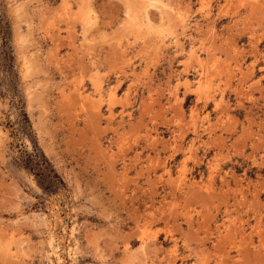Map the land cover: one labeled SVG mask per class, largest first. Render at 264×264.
Returning <instances> with one entry per match:
<instances>
[{
  "label": "rangeland",
  "instance_id": "obj_1",
  "mask_svg": "<svg viewBox=\"0 0 264 264\" xmlns=\"http://www.w3.org/2000/svg\"><path fill=\"white\" fill-rule=\"evenodd\" d=\"M0 133V264H264V0H0Z\"/></svg>",
  "mask_w": 264,
  "mask_h": 264
},
{
  "label": "trees",
  "instance_id": "obj_2",
  "mask_svg": "<svg viewBox=\"0 0 264 264\" xmlns=\"http://www.w3.org/2000/svg\"><path fill=\"white\" fill-rule=\"evenodd\" d=\"M24 117H26V115H24ZM25 119H26V118H25ZM26 122H27V119H26ZM36 176H39V174L37 173ZM42 176H43V175H40L39 183H41V185L44 186V184L41 182V180H42ZM48 182H49V181H48ZM49 183H50L49 186H53V184H54L53 181H51V182H49ZM45 188H46V187H45ZM49 190H51V189H49Z\"/></svg>",
  "mask_w": 264,
  "mask_h": 264
},
{
  "label": "bare ground",
  "instance_id": "obj_3",
  "mask_svg": "<svg viewBox=\"0 0 264 264\" xmlns=\"http://www.w3.org/2000/svg\"><path fill=\"white\" fill-rule=\"evenodd\" d=\"M140 2V1H139ZM144 6V5H143ZM2 130V129H1ZM1 134V133H0ZM3 134V133H2ZM1 137V136H0ZM1 144V143H0ZM31 181V180H30ZM32 183V182H31ZM32 185H34V184H32ZM49 247L51 248V249H53V239L50 237V240H49Z\"/></svg>",
  "mask_w": 264,
  "mask_h": 264
},
{
  "label": "snow or ice",
  "instance_id": "obj_4",
  "mask_svg": "<svg viewBox=\"0 0 264 264\" xmlns=\"http://www.w3.org/2000/svg\"><path fill=\"white\" fill-rule=\"evenodd\" d=\"M84 264H90V262H88V261H85V262H84Z\"/></svg>",
  "mask_w": 264,
  "mask_h": 264
}]
</instances>
